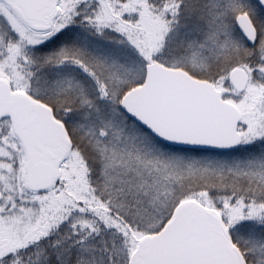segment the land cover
<instances>
[{
    "label": "snow or ice",
    "instance_id": "6c2138e0",
    "mask_svg": "<svg viewBox=\"0 0 264 264\" xmlns=\"http://www.w3.org/2000/svg\"><path fill=\"white\" fill-rule=\"evenodd\" d=\"M0 264H264V0H0Z\"/></svg>",
    "mask_w": 264,
    "mask_h": 264
}]
</instances>
